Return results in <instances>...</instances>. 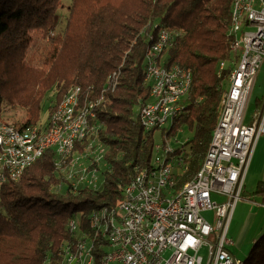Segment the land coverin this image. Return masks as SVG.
Here are the masks:
<instances>
[{"label":"trees","instance_id":"1","mask_svg":"<svg viewBox=\"0 0 264 264\" xmlns=\"http://www.w3.org/2000/svg\"><path fill=\"white\" fill-rule=\"evenodd\" d=\"M230 2L71 0L64 26L50 36L62 0H0V109L3 104L22 108L25 117L14 125L26 128L37 122L48 91L54 90L50 112L65 90L78 84L91 96L104 95L97 109V136L106 146L99 189H57L60 177L52 149L18 180L0 185V264H58L60 245L72 242L76 231L92 238L94 262L101 264L106 241L90 231L89 216L102 206H115L121 198L118 186L150 163L154 138L141 127L136 108L149 91L143 80L146 35L160 27L180 31L167 62L191 72L185 111L173 125L191 134L182 145L187 171L181 182L197 172L226 76L217 72L229 55ZM32 31L44 40L37 59L26 55ZM70 218L77 220L76 231L68 229ZM242 263L264 264V233Z\"/></svg>","mask_w":264,"mask_h":264},{"label":"built area","instance_id":"2","mask_svg":"<svg viewBox=\"0 0 264 264\" xmlns=\"http://www.w3.org/2000/svg\"><path fill=\"white\" fill-rule=\"evenodd\" d=\"M240 7L247 12L246 28L238 32V50H234L241 53V61L236 71H231L234 90L226 102L224 121L216 137L209 168L189 194L176 202H167L169 182L179 176L183 167L181 155L172 146L170 135L163 132H168L177 112L158 119L153 128L158 133L154 134L158 140L153 146L148 176L144 181L136 182L125 212L116 214L117 251L111 253L110 263L203 264L201 250L204 248L207 250L206 264L236 263L225 250L231 242L226 234L260 132L255 126L258 113L254 115L252 125H244L242 115L264 56V0H250L248 3L240 0ZM174 39L175 36H167V32L161 29L154 49H146V57L156 61L160 48L174 43ZM179 74L177 66L163 67L155 84L165 88L180 86ZM155 111L142 108V126ZM24 129L23 138H26ZM20 160H23V151L17 150L12 130L0 126V177L7 176L8 171H16L17 178ZM210 192L221 195L223 201L211 199ZM211 233L212 239H207Z\"/></svg>","mask_w":264,"mask_h":264},{"label":"bare ground","instance_id":"3","mask_svg":"<svg viewBox=\"0 0 264 264\" xmlns=\"http://www.w3.org/2000/svg\"><path fill=\"white\" fill-rule=\"evenodd\" d=\"M250 0H241V3H248ZM230 26L229 34L231 36V42L229 46V57L226 60H222L219 63L220 69L228 70L231 75L230 87L223 96L221 100V107L218 111V120L213 129L210 144L208 146L203 165L194 175V177L182 184L180 187L175 185V178L170 180L169 186L166 189L167 202H176L186 196L191 192L192 186L197 185L201 180V175L207 171L209 168V162L212 153L215 151L216 147V137L219 134L220 127L224 121V112H226V102L230 100V93L234 90V74L231 71H236V67H239L241 61V53L238 50V32L244 31L246 28L247 12H244V7H240V0H231L230 2ZM167 36H175L172 32H167ZM146 49H154V44L149 46L146 44ZM162 48H160L161 50ZM160 52V51H159ZM156 55V61H158V56ZM232 59V64H231ZM190 73L180 68L179 82L180 86H170L165 88L164 86H156L152 92H154V98L145 102L147 105L144 109L147 111H155L153 115H149L147 120L143 124V130L152 133L154 126L158 123V119L165 117L168 113H176L179 111V106L176 100L179 95L188 89V84L190 82ZM81 86H75L68 91L67 95L63 97L60 102V107L55 110L51 115L48 116L49 121L43 126L31 125L26 127V138L25 129L18 128L15 125L8 124L0 119V126L10 127L13 135L15 136V144L18 151H23V160L19 162V171L16 178V171H8L7 176L0 177V185L8 181H15L21 177L24 168L33 162L42 152L48 147H54L56 150V155L58 156V167L63 162H71V168L75 167L74 158L69 156L72 153V145L76 140H82L88 133H95L94 126L91 125L90 119L93 114H89L88 105H80L77 100V94L80 92ZM184 92V93H185ZM181 94V95H182ZM103 95V94H102ZM180 95V96H181ZM64 109L66 114H64ZM54 116L53 118H50ZM83 116V117H82ZM84 131V132H82ZM170 135V141H171ZM157 139V137H155ZM96 140H99L100 145L98 147L99 152L93 157L92 168L86 170L85 168H80L79 172L75 175L70 169L68 176H60V186L63 189L68 188L70 191H77L79 189H99L104 182L103 169L106 167L105 162V151L106 146L100 140L96 134ZM155 144V143H154ZM90 148V145L86 149ZM104 151V153L100 152ZM102 153V154H101ZM73 158V159H72ZM184 166V165H183ZM249 167V165H248ZM248 169V168H247ZM1 173V164H0ZM148 176V167L141 169L136 172L135 176L130 180V182L125 186H118L121 190V198L117 200L115 206L108 207L102 206L99 209H95L91 212L89 216L91 231L95 236L101 237L106 241L105 251L103 252L101 264H110V255L117 251V236H118V219L116 214L124 213L127 204L131 203V192L136 189V182L144 181ZM239 199L244 200L243 197L246 195L244 192L245 180L242 183ZM256 193V192H255ZM261 200L257 201L252 196L251 198L246 195V199L250 200L252 204L264 205V194H261ZM70 231H76L77 220L71 218L68 220ZM76 242L73 245H68L66 247V252H70L68 258L65 259L63 264H95L94 253H93V241L86 234L82 233L77 236ZM85 239L86 241H83ZM72 248V249H70ZM75 248V249H74ZM73 250V251H72ZM91 257V258H90ZM62 261V260H61ZM61 261L58 264H62ZM235 264H240L236 262ZM243 264V263H242Z\"/></svg>","mask_w":264,"mask_h":264},{"label":"rangeland","instance_id":"4","mask_svg":"<svg viewBox=\"0 0 264 264\" xmlns=\"http://www.w3.org/2000/svg\"><path fill=\"white\" fill-rule=\"evenodd\" d=\"M70 2H71V0H62V4L60 5L58 12H57L56 26L53 29H51L48 33L50 36L53 35L55 32H57L59 29H61L64 26ZM230 15H231V13H230ZM229 26H230V19H229ZM229 26H228L227 32H228V35L230 38L229 42H231V36L229 34ZM161 29H164V31H166V32L170 31L173 34H175V39H174V43L171 42V44L168 45L169 47L168 46L162 47V49L159 52L160 55L158 56V61H155L153 59L149 60L148 57H146V51L144 53L143 80L145 83H147L149 85L148 97H147L145 102H149L154 98V92H152L151 89L153 87L157 86L155 83L157 82V77H159V75L161 76L163 67L171 68L173 66H177L181 69H184L185 71L186 70L189 71L188 69H186V68H184V67H182L176 63L167 62L168 61L167 60L168 52L175 45V41H176L177 37L179 36L180 31H176V29H172V28L160 27L156 31L155 34L148 33L146 35V38L148 41L147 44L149 46H151L152 44L156 43L159 40V33H160ZM31 36H32V41L30 42L29 46L27 47L28 51H27L26 55H27L28 59H37L38 56L40 55V51H41L42 47L44 46V40L40 39V34L38 31H32ZM48 37L49 36H47L46 39H48ZM160 39H162V35L160 36ZM228 57H229V55H228ZM228 57L226 59H228ZM226 59H224V60H226ZM34 62H35V60H34ZM0 65H3V63H1ZM148 67H150L149 70H148ZM224 71L226 72L225 73L226 76H225V81H224V85H223V91L221 93V96H220V99H219V102L217 105V115H216V120H215L214 126L212 128V132H213V129H214V127L217 123V120H218V111H219V107H221V100H222L223 96L226 95V92L228 91L229 87L231 86L230 85L231 73L228 70L220 69L219 64H218V72H217L218 75H221ZM189 73L191 75L190 71H189ZM257 74L258 75L256 76L257 78H255V81H254V84L252 86L250 95H249V97H247L246 102H245V107L243 109V115H242V123L244 125H252L253 120H254V115L256 113H258L259 119L257 121V125L255 124V126L257 128H260V130H259L260 131L259 136H260V134L262 132L263 124H264V119L260 120L264 116V105H262V103H264V56L262 58V62L260 64V67L258 69ZM109 78L110 77H108V81H109ZM166 82H168V81H166ZM191 82H192V76L190 77V82L188 84L187 91L186 92L184 91L185 93L183 92V94L181 93L182 95L180 94L181 96L179 95V97L177 98V100L175 102L180 107L179 111L175 114V118L179 117L185 111L184 99L186 98V96L189 92ZM111 85L113 87L114 82H112ZM75 86H78V84H72L65 90V92L62 94L60 100L56 103V105L54 106V108L50 112H49V106L53 104L54 90L51 89L50 91H48L46 93V95L44 96L42 102H41V109H40V113H39V117L37 119V122L35 124H32V126L37 125V124L39 126H43L46 123H48V121H49L48 116L51 115L55 110H57L60 107V102L63 100V97L66 96L68 91H70V89L72 87H75ZM80 88H81L80 92H78V94H77V100H78V103L80 105H84V106L88 105L89 103H92V104L88 105L87 108L90 109L89 114H91V113L93 114L92 118L90 119V122H91L90 124L94 126L95 133L93 135H92V133H88L82 140L74 141V144L72 145V153L69 156V158H71V157L74 158V159L73 158L72 159L75 160V167L71 168V162L70 163L69 162L68 163L63 162L58 167V156L56 155V150L54 147H48L45 150H43V152L29 165H31L39 157H41V155L47 149L53 150L54 163L58 169L57 172L59 173V175L61 177L62 176L67 177L68 174L70 173V169L73 171L72 173H74L76 175L79 172V169H77L78 166L82 169L85 168L86 170H88V169L92 168L93 164H95L93 161V157L96 156L97 153L99 152L98 147L101 143V142H99V140H96V134L99 131V129L101 128V125L99 124V122H97V109L99 106L104 104L105 98H104V95H102V94L91 96L90 95L91 91L84 90V89H82V87H80ZM103 91H104V89H103ZM258 99H259V103H257ZM145 102L140 103L136 108V115H137V118H138L140 124L142 122V120L140 118L141 110L143 107L145 108L147 105ZM1 107L2 108L0 109L1 110L0 111V119L2 118V120L7 122L8 124L14 125V123L16 121H22L25 117L24 110L18 106H15V105L5 106V104H3ZM174 121H175V119L173 120L168 132H166V131H163V132H165V135H167V136L172 135L171 136L172 146L176 148V150H175L176 153H179L181 155L180 157L182 159V166L183 165L184 166L181 168L182 172L179 174L178 177L175 178V185L177 184V187H180L185 182L191 180L197 172L187 181L181 182L183 174H185L187 171V166L184 164L183 158H182V155H183L182 145L187 140V137H190L191 134L189 132H185V130L183 128H174V125H173ZM141 127L143 128L142 125H141ZM154 134L158 135V133L152 131V135H153L154 143H155V142H157L158 139L156 140ZM259 136L257 138V141L254 142L253 153H254V149L257 145ZM211 137H212V133H211ZM210 140H211V138H210ZM209 144H210V141H209ZM88 145H90V148L86 149V147ZM153 146H154V144H153ZM100 152L104 153V151H100ZM152 154H153V148H152L150 160L152 158ZM204 158H205V156H204ZM203 161H204V159H203ZM203 161H202V163H203ZM202 163H201L200 167H202V165H203ZM29 165H27L24 168V170ZM149 165H150V163H149ZM200 167H199V169H200ZM142 169H144V168H142ZM24 170H23V172H24ZM23 172H22V174H23ZM246 173H247V171H246ZM22 174H21V176H22ZM245 177H246V174H245ZM60 181H61V179H60ZM56 188L57 189L61 188L60 183H59V185H57ZM209 196L211 199L216 200L218 202L223 201L222 196L219 194H215L213 192H210ZM260 197L261 196H255L254 199H256L257 201H260L261 200ZM243 199L244 200L239 199L235 202V206L233 208V212H232L231 218H230L228 226H227V234H226L231 242L225 246V250L230 254L232 259L235 262H239L240 264H242L243 260L248 255V252L250 251L254 242L259 237H261V235L264 233V205L252 204V202H249L250 200L246 199V195L243 197ZM67 225H68V229L70 230L69 223ZM89 229H91L90 220H89ZM79 235H81V234L78 233V235H77V231H76L75 239L72 242H67V243L64 242L60 245L61 253H62L61 263L63 261L65 262V259H67L68 255L70 254V252H66V247L68 245H73L77 240L76 237ZM213 236L215 239V234H213ZM207 239H210V240L212 239V233L209 236H207ZM83 241H86V240L83 239ZM70 249H72V248H70ZM201 254L203 257V264H206L207 250L205 248L202 249ZM110 264H114V263H110Z\"/></svg>","mask_w":264,"mask_h":264},{"label":"crops","instance_id":"5","mask_svg":"<svg viewBox=\"0 0 264 264\" xmlns=\"http://www.w3.org/2000/svg\"><path fill=\"white\" fill-rule=\"evenodd\" d=\"M258 190H264V124L249 163L244 186L245 194L253 198L261 196Z\"/></svg>","mask_w":264,"mask_h":264}]
</instances>
